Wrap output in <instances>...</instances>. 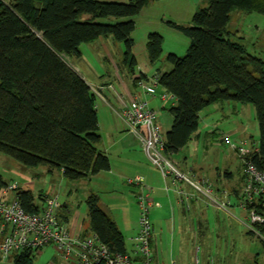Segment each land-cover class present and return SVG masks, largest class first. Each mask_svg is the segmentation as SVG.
Instances as JSON below:
<instances>
[{
    "label": "trees",
    "instance_id": "trees-1",
    "mask_svg": "<svg viewBox=\"0 0 264 264\" xmlns=\"http://www.w3.org/2000/svg\"><path fill=\"white\" fill-rule=\"evenodd\" d=\"M150 0H0V152L31 167L60 170L79 180L110 168L100 142L95 95L87 82L60 55L79 56L80 45L99 36H112L126 48L134 44V17ZM191 25L168 21L189 38L184 56L167 55L171 70L156 75L176 102L165 133L167 157L182 152L198 130L199 113L218 102L236 101L255 107L258 147L249 158L264 169V61L227 37L230 13L264 14V0H207ZM87 15L88 19L83 20ZM124 18L115 23L98 19ZM42 34L40 39L37 34ZM163 36L150 33L146 48L152 63L162 54ZM134 62H131V65ZM0 175V186L5 185ZM18 199L28 212L39 207L29 190ZM259 197L247 202L249 214L264 217ZM89 230L113 253H126L122 233L90 194L86 201ZM261 227L263 223L251 222ZM264 247V243H263ZM34 253L13 255L14 264H32Z\"/></svg>",
    "mask_w": 264,
    "mask_h": 264
},
{
    "label": "rangeland",
    "instance_id": "rangeland-1",
    "mask_svg": "<svg viewBox=\"0 0 264 264\" xmlns=\"http://www.w3.org/2000/svg\"><path fill=\"white\" fill-rule=\"evenodd\" d=\"M164 9H171L170 16L163 22L155 24L151 29L163 36L162 54L156 66L160 71H169L172 66L167 61V55L174 53L184 56L189 46V38L181 31L170 26L168 21L172 20L183 25H191L193 14L200 8L207 7V0H181L174 3L171 0L163 1ZM181 7L177 12L175 7ZM198 5V6H197ZM172 17V18H168ZM144 26H140L137 35L144 32ZM227 37L232 41L242 44L248 54L261 58L264 61V14L256 12H245L238 9L230 13L227 24ZM152 31V32H155ZM66 56V55H65ZM65 61L72 66L73 59L67 56ZM218 103L215 111L212 107H206L200 113L199 131L200 137L189 141V148L182 151L181 156H187V168L195 167L196 173L205 177L209 183L197 182L201 190L193 189L195 197L189 202L190 211L185 207V223L176 228L175 238L180 239L181 261L186 264H264V230L253 226L250 214L246 208L241 209L240 202L246 197L243 195L244 181H241L240 167L242 159L238 158L229 149L225 138L231 141H240L237 136L229 134L233 126L242 121L247 124L246 140L253 138L258 140V123L255 118V107L236 101H223ZM232 104H237L239 110H234ZM158 115L157 122L164 134L168 129L166 116L172 115L163 110ZM170 125V124H169ZM259 130V129H258ZM198 131V130H197ZM204 131H212L204 134ZM213 132L216 133L214 138ZM231 136V137H230ZM215 140H214V139ZM191 142V143H190ZM190 153V154H189ZM168 159L177 169L186 173L188 177L195 180L187 171L181 168L175 161ZM244 167V165H243ZM42 166H26L12 157L0 152V175L8 185H16L17 190L9 193L12 198L16 192L29 190L34 196V202L42 207L44 200L48 197L58 196L62 207L57 210L60 217L73 216L75 213H84L83 228H88L86 198L89 187L81 180H68L61 177L58 171L43 177L40 174ZM226 173H232V180L227 178ZM231 181V182H230ZM239 183V196L233 192L225 191L229 183ZM226 183H228L226 185ZM208 190V194H205ZM64 205V206H63ZM179 223V222H178ZM126 245L129 242L125 237ZM178 245V244H177ZM152 250V249H151ZM14 255V254H13ZM13 255L0 264H14ZM174 259L169 257L167 261ZM32 264H61L58 253L52 245H48L39 252L34 253Z\"/></svg>",
    "mask_w": 264,
    "mask_h": 264
},
{
    "label": "crops",
    "instance_id": "crops-1",
    "mask_svg": "<svg viewBox=\"0 0 264 264\" xmlns=\"http://www.w3.org/2000/svg\"><path fill=\"white\" fill-rule=\"evenodd\" d=\"M98 1L127 2L128 0ZM163 1L165 0H150L134 17L136 24L135 30L132 33L134 44L129 58H126V48L124 44L115 40L112 36H99L90 42L83 43L79 47L80 55L68 58L74 60L71 63L72 68L87 82L95 95L98 127L101 137L100 142L97 144V148L108 156L110 162V168L108 170L99 171L79 179L84 181L89 187L87 198L90 194H95L98 197V204L107 215L113 219L123 235L124 242L125 237L127 238L129 247L125 242L126 253L135 257L131 237H133L139 229V208L136 194L140 191L141 186L128 184L127 179L135 176L141 177L145 186L152 189L151 197L153 198V206L150 209L149 219L154 228L151 239L152 259L154 264H168L167 259L169 257L177 260L178 264H186L184 261H181L180 239L178 238V240H176L175 233L180 222L185 223L184 209L186 207V209L190 211L189 202H191V200L193 201L195 197L193 189L196 188L186 179L175 178L173 174L167 177L162 175L159 168L149 161L134 136L128 132L126 122L121 112L123 101L128 103L133 96L146 99L149 107L156 112L157 118L158 115L160 117L162 116L160 113L161 111L166 110L169 112L170 107L176 102L175 99L168 98L163 100L160 98V92L164 91L160 85L156 87L157 92L154 95L145 94L138 85V80L140 79L150 82L149 80L151 78L163 73V71H160L161 67L156 66L160 58L155 63H152L146 48L148 35L153 33L152 31H155L151 28L155 24L163 22L167 16H170L168 15L170 14L169 12H174L170 11V8L164 9V4H161ZM171 1L177 4L181 0ZM200 1L203 2L204 0ZM180 8L181 7L176 5L175 11L177 12ZM82 19H88V16L85 15ZM121 20H124V18L118 19L109 17L98 19V21L103 23H115ZM140 26H144L146 29L138 36L137 31ZM132 61L134 63L131 65ZM218 103H222L221 105L224 106L230 105L229 102V104L223 102ZM218 103L208 106L212 107L213 110H210L211 112L217 109L218 106L216 105ZM232 105L234 110H239L237 104ZM166 118L169 127L165 130V133L170 129L173 121V117L171 118L169 115L166 116ZM248 129V125L241 121L240 124L231 128L229 134L237 136L240 140L239 142H241L246 140L247 137L245 134ZM256 129L259 134V128L257 127ZM165 133L163 135H165ZM203 133L206 135L212 133V131H204ZM200 134L201 132L198 129L190 140L197 137L199 138ZM213 136L214 138L216 137L215 132H213ZM226 138L231 141V138ZM231 142L234 145L231 146L227 144L229 149L233 151L238 158H241L235 147L239 142L234 140ZM188 144L185 149L189 148ZM253 147L257 149L258 140H255L252 136L248 142V149H252ZM181 155H183L182 152H179L172 154L170 157L177 165L181 166V168H187L186 164L189 157ZM41 166L43 170L40 171V174L37 173V175L44 174L43 177H47V175L55 171L49 170L47 166ZM187 169V172L191 174L195 180L188 177L186 173L179 169L178 171L181 172L185 178L194 183L203 182L210 184L208 179L196 173L195 167L191 166ZM56 171L59 172L61 177H64L60 170ZM226 174L227 178L232 180L233 174ZM240 177L241 181H244L243 160L240 167ZM227 184L228 183H226V185ZM238 186L239 183L237 182L229 183L225 191L228 189L233 192L234 195L239 196L237 190ZM229 191L227 192L230 193ZM239 206L241 209H244L241 206V202ZM61 218L73 232L85 234L90 231L88 207L87 230L83 228L85 220L84 213L78 212L73 216H64Z\"/></svg>",
    "mask_w": 264,
    "mask_h": 264
},
{
    "label": "built area",
    "instance_id": "built-area-1",
    "mask_svg": "<svg viewBox=\"0 0 264 264\" xmlns=\"http://www.w3.org/2000/svg\"><path fill=\"white\" fill-rule=\"evenodd\" d=\"M148 81L138 80V85L145 94L154 95L159 85L157 76ZM160 98L175 99L166 91L160 92ZM122 116L128 132L134 136L149 161L159 168L164 177L173 174L175 178L189 181L196 189L202 188L178 171L176 166L164 153L165 139L157 122L156 112L149 107L146 99L133 96L128 103L123 101ZM225 143L234 145L228 138ZM243 160L244 186L243 195L246 197L241 206L246 208L251 203L263 197L264 208V169H259L249 158L256 149H248L247 140L235 145ZM128 184L141 186L136 194L138 215V232L131 237L134 255L128 253H113L100 240L98 235L89 231L85 234L73 232L57 210L62 207L58 196L48 197L42 207L36 212H28L21 205L16 192L13 197L9 193L18 189L16 185L0 186V261L8 260L13 254L22 252H39L52 245L58 253L61 264H154L152 259L151 239L154 228L149 219L153 206L152 189L145 186L139 176L127 179ZM208 194V190L204 191ZM251 222L263 223L264 217L254 211L250 212ZM212 264V261L210 260ZM168 264H178L170 259ZM195 264H199L196 260Z\"/></svg>",
    "mask_w": 264,
    "mask_h": 264
},
{
    "label": "water",
    "instance_id": "water-1",
    "mask_svg": "<svg viewBox=\"0 0 264 264\" xmlns=\"http://www.w3.org/2000/svg\"><path fill=\"white\" fill-rule=\"evenodd\" d=\"M37 36L40 38V39H42V34H37ZM60 57H62V59L63 58H65L66 56L65 55H60ZM64 61H65V59H63ZM66 63H67V61H65ZM68 65H69V63H67ZM71 68H72V66L71 65H69ZM73 69V68H72Z\"/></svg>",
    "mask_w": 264,
    "mask_h": 264
}]
</instances>
